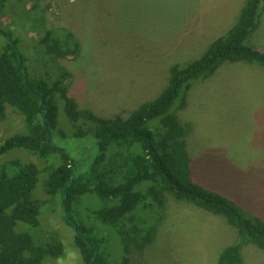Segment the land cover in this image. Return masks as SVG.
Returning <instances> with one entry per match:
<instances>
[{
    "label": "trees",
    "instance_id": "1",
    "mask_svg": "<svg viewBox=\"0 0 264 264\" xmlns=\"http://www.w3.org/2000/svg\"><path fill=\"white\" fill-rule=\"evenodd\" d=\"M9 1L0 0V17ZM36 9L33 4L31 11ZM263 10L264 0H242L233 25L199 58L170 66L167 83L154 99L112 117L80 108L68 93L66 83L73 76L66 63L81 48L71 31L43 30L39 44L46 65L44 75L36 77L28 72L30 61L18 39L0 25V123L9 120V109L22 118V130L3 137L0 155L22 149L39 163L13 157L0 164V264H45L64 255L58 230L42 227L45 203L61 207L63 221L74 230L81 264H134L154 239L166 194L222 216L236 229V243L220 251L216 264H243L241 249L247 244L264 249V219L192 176L186 144L192 125L177 112L186 107L192 85L225 61L264 67V49L244 43L259 27ZM168 37L159 38L167 42ZM82 203L85 218L79 221L71 205ZM100 226L112 230L119 260L108 257L105 238L95 232Z\"/></svg>",
    "mask_w": 264,
    "mask_h": 264
},
{
    "label": "rangeland",
    "instance_id": "2",
    "mask_svg": "<svg viewBox=\"0 0 264 264\" xmlns=\"http://www.w3.org/2000/svg\"><path fill=\"white\" fill-rule=\"evenodd\" d=\"M241 3L10 0L0 25L18 39L19 49L30 61L28 72L36 77L44 75L41 69L46 65L39 44L43 30L65 27L71 31L81 48L78 56L66 63L73 76L66 83L68 93L80 108L112 117L154 99L167 83L170 66L199 58L214 38L233 25ZM33 4L39 12L31 11ZM162 35H170L167 42L159 38ZM244 43L264 49V10L259 27ZM177 112L192 125L186 144L194 179L264 219V67L225 61L210 77L192 85L186 107ZM7 116L9 120L0 123V143L3 137L22 130L20 115L9 109ZM13 157L38 163L26 151L13 149L0 155V164ZM166 196L154 239L134 264H216L220 251L236 243V229L222 216ZM84 205H71L79 221L85 218ZM54 208L43 204L40 221L42 227L45 224L58 230L65 252L45 264H81L72 242L74 230L63 221L61 207ZM95 232L105 238L108 257L119 260L121 251L112 230L100 226ZM241 253L243 264H264V249L247 244Z\"/></svg>",
    "mask_w": 264,
    "mask_h": 264
},
{
    "label": "water",
    "instance_id": "3",
    "mask_svg": "<svg viewBox=\"0 0 264 264\" xmlns=\"http://www.w3.org/2000/svg\"><path fill=\"white\" fill-rule=\"evenodd\" d=\"M25 79L27 80V77H25ZM65 195V194H64ZM65 208V205H64ZM70 218V217H69ZM70 220L73 222V220L70 218ZM74 229L77 230V225L75 224Z\"/></svg>",
    "mask_w": 264,
    "mask_h": 264
}]
</instances>
